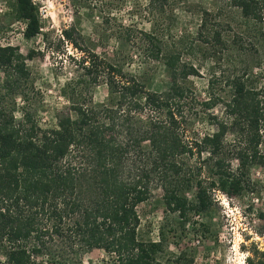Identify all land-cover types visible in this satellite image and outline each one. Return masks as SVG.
<instances>
[{
	"label": "trees",
	"instance_id": "trees-1",
	"mask_svg": "<svg viewBox=\"0 0 264 264\" xmlns=\"http://www.w3.org/2000/svg\"><path fill=\"white\" fill-rule=\"evenodd\" d=\"M14 1L23 36L39 35L35 2ZM168 2L148 0L154 26L141 31L137 48L145 66L164 67L163 90L149 89L137 73L78 47L72 30L62 31L84 52L78 77L105 83L108 97L93 102L74 92L78 98L51 126L38 123L27 101L32 54L0 44V264H78L94 249L106 254L103 264H163L162 241L137 234V207L152 190H161L166 210L185 221L189 211L207 212L216 192L232 197L256 190L251 168L264 169V0L226 1L245 29L255 28L251 36L224 33L216 14L202 11L197 45L181 44L186 35L171 45L164 41ZM228 46L255 62L228 75L225 96L209 87L199 104L210 109L221 102V113L208 116L210 131L193 137L190 111L197 101L188 79L199 71L181 56L202 47L208 57ZM258 218L264 234V213Z\"/></svg>",
	"mask_w": 264,
	"mask_h": 264
},
{
	"label": "rangeland",
	"instance_id": "rangeland-1",
	"mask_svg": "<svg viewBox=\"0 0 264 264\" xmlns=\"http://www.w3.org/2000/svg\"><path fill=\"white\" fill-rule=\"evenodd\" d=\"M33 1L41 33L28 39L23 36L24 21L15 17V1L0 0V44H11L25 55L32 54L26 61L31 85L26 96L40 125H54L57 112H66L78 93L82 92L85 100H90L91 96L93 102L108 97L105 83L99 81L96 85L91 79L78 77L81 74L78 58L84 52L65 41L61 36L63 30H72L78 47L96 53L106 62L118 64L126 73H137L149 89L166 87L168 77L161 63L145 66L137 49L141 31L152 30L154 26L146 11L148 0ZM226 1L169 0L165 14L170 31L164 41L171 45L186 35L188 37L181 44H189L192 40L193 45L199 44L193 38L197 36L200 14L204 10L216 14V22H220L224 33L242 31L251 36L255 28L245 29L239 11ZM157 24L155 28H161V22ZM128 31L132 37L127 38ZM201 48L197 47L193 55L184 53L181 56L199 71L188 79L197 101L190 111L193 137L210 131L208 116L221 113V102L210 109L199 104L207 99L209 87H213L217 97L225 96L228 75L240 74L245 63L255 62L251 54L243 55L234 46L217 50L208 57ZM74 92L77 94L72 96ZM250 173L258 184L254 192L232 197L216 192L210 209L199 215L189 211L187 221L166 210L161 190L155 188L149 199L137 207L138 238L162 241L159 259L163 264H247L248 257L255 263L264 262L263 221L258 218L259 213H264V169L252 167ZM104 259L106 254L94 249L81 254L78 264H103Z\"/></svg>",
	"mask_w": 264,
	"mask_h": 264
}]
</instances>
